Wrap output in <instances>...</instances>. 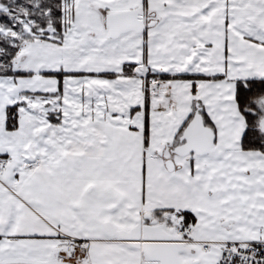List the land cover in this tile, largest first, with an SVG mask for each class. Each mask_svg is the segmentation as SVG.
Instances as JSON below:
<instances>
[{
    "label": "snow or ice",
    "instance_id": "6c2138e0",
    "mask_svg": "<svg viewBox=\"0 0 264 264\" xmlns=\"http://www.w3.org/2000/svg\"><path fill=\"white\" fill-rule=\"evenodd\" d=\"M0 264H264V0H0Z\"/></svg>",
    "mask_w": 264,
    "mask_h": 264
}]
</instances>
